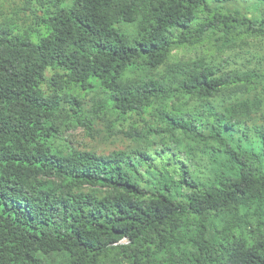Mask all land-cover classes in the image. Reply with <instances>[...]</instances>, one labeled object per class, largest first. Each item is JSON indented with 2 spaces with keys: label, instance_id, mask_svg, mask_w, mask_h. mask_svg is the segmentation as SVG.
Instances as JSON below:
<instances>
[{
  "label": "trees",
  "instance_id": "16d2710c",
  "mask_svg": "<svg viewBox=\"0 0 264 264\" xmlns=\"http://www.w3.org/2000/svg\"><path fill=\"white\" fill-rule=\"evenodd\" d=\"M0 264H264V0H0Z\"/></svg>",
  "mask_w": 264,
  "mask_h": 264
},
{
  "label": "rangeland",
  "instance_id": "374dc122",
  "mask_svg": "<svg viewBox=\"0 0 264 264\" xmlns=\"http://www.w3.org/2000/svg\"><path fill=\"white\" fill-rule=\"evenodd\" d=\"M71 138L79 145H84L85 143H89V138L84 135L82 129H78L72 133ZM79 140V141H78Z\"/></svg>",
  "mask_w": 264,
  "mask_h": 264
}]
</instances>
